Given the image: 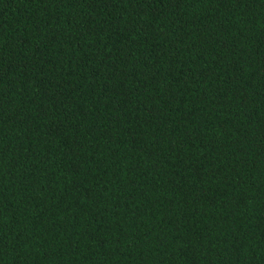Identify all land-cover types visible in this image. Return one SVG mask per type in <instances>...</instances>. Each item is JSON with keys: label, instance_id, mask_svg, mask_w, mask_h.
Listing matches in <instances>:
<instances>
[{"label": "trees", "instance_id": "trees-1", "mask_svg": "<svg viewBox=\"0 0 264 264\" xmlns=\"http://www.w3.org/2000/svg\"><path fill=\"white\" fill-rule=\"evenodd\" d=\"M0 264H264V0H0Z\"/></svg>", "mask_w": 264, "mask_h": 264}]
</instances>
